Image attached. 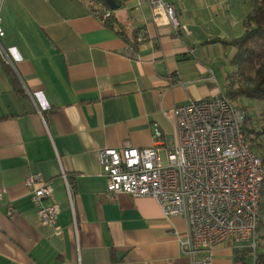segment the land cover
I'll use <instances>...</instances> for the list:
<instances>
[{
  "label": "crops",
  "instance_id": "0c3cea01",
  "mask_svg": "<svg viewBox=\"0 0 264 264\" xmlns=\"http://www.w3.org/2000/svg\"><path fill=\"white\" fill-rule=\"evenodd\" d=\"M163 1L177 31L147 0H118L111 26L86 0H0V44L12 60L0 59V264H190L175 234H185L184 219L165 218L151 197L110 195L99 151L151 146L153 123L161 148L171 145L172 108L224 93L225 42L243 33L252 0ZM30 173L51 183L54 225L36 220ZM260 205L258 256L264 189ZM212 264H239L231 244L214 248Z\"/></svg>",
  "mask_w": 264,
  "mask_h": 264
},
{
  "label": "built area",
  "instance_id": "2783aa9c",
  "mask_svg": "<svg viewBox=\"0 0 264 264\" xmlns=\"http://www.w3.org/2000/svg\"><path fill=\"white\" fill-rule=\"evenodd\" d=\"M155 19L165 18L178 30L172 4L147 0ZM102 22L110 10L102 9ZM4 32L0 25V37ZM0 59L12 64L0 44ZM212 75V72H211ZM209 76L208 79H214ZM168 116L169 113L165 112ZM174 141L163 147V133L152 125V145L99 151V162L110 195L155 199L165 218L180 216L185 234L176 232L179 248L190 264H212L214 248L223 242L232 249H246L248 264H258V225L264 164L248 145L243 125L244 112L224 93L203 101H189L171 110ZM73 206V188L68 173H59ZM24 186L31 196L36 220L54 225L59 211L53 188L39 173L26 174ZM5 189L0 187V204ZM50 200L49 204H44ZM7 215L12 214L11 206ZM57 230V229H56ZM60 234L59 231H56Z\"/></svg>",
  "mask_w": 264,
  "mask_h": 264
},
{
  "label": "trees",
  "instance_id": "16d2710c",
  "mask_svg": "<svg viewBox=\"0 0 264 264\" xmlns=\"http://www.w3.org/2000/svg\"><path fill=\"white\" fill-rule=\"evenodd\" d=\"M86 1L97 17L102 16V9H109L103 1ZM115 1L117 4L119 3L118 0ZM112 13L113 10H110L109 17L104 19L106 25L111 26L115 23ZM243 23V33L237 38L225 42L233 47V52L229 59L232 70L227 74L224 94L233 102L244 99L264 104V0H252L251 10L245 16ZM244 115L243 132L246 141H248V135L252 136L254 133L258 135V132L252 128L250 116L246 112ZM254 152L258 154L257 151ZM261 159L264 164V159L262 157ZM261 209L260 205V212ZM233 251L239 264H248L249 258L246 249H234ZM259 257L260 264H264V254Z\"/></svg>",
  "mask_w": 264,
  "mask_h": 264
},
{
  "label": "rangeland",
  "instance_id": "374dc122",
  "mask_svg": "<svg viewBox=\"0 0 264 264\" xmlns=\"http://www.w3.org/2000/svg\"><path fill=\"white\" fill-rule=\"evenodd\" d=\"M234 102L250 116L251 126L255 132H258V135L255 133L252 136L248 135L247 142L264 159V135H262L264 133V104L244 99Z\"/></svg>",
  "mask_w": 264,
  "mask_h": 264
},
{
  "label": "water",
  "instance_id": "95a60500",
  "mask_svg": "<svg viewBox=\"0 0 264 264\" xmlns=\"http://www.w3.org/2000/svg\"><path fill=\"white\" fill-rule=\"evenodd\" d=\"M98 1L105 2L110 10H116L119 7V5L116 3L115 0H98Z\"/></svg>",
  "mask_w": 264,
  "mask_h": 264
}]
</instances>
